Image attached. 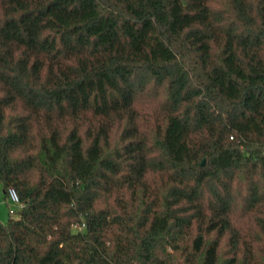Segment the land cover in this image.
Listing matches in <instances>:
<instances>
[{"label": "trees", "instance_id": "16d2710c", "mask_svg": "<svg viewBox=\"0 0 264 264\" xmlns=\"http://www.w3.org/2000/svg\"><path fill=\"white\" fill-rule=\"evenodd\" d=\"M9 188L0 264H264V0H0Z\"/></svg>", "mask_w": 264, "mask_h": 264}, {"label": "rangeland", "instance_id": "374dc122", "mask_svg": "<svg viewBox=\"0 0 264 264\" xmlns=\"http://www.w3.org/2000/svg\"><path fill=\"white\" fill-rule=\"evenodd\" d=\"M9 208H13L14 213H12V216L18 217L19 216V204H12L8 201V199H4L3 191L0 190V221L2 223L6 222V219L9 215Z\"/></svg>", "mask_w": 264, "mask_h": 264}, {"label": "built area", "instance_id": "2783aa9c", "mask_svg": "<svg viewBox=\"0 0 264 264\" xmlns=\"http://www.w3.org/2000/svg\"><path fill=\"white\" fill-rule=\"evenodd\" d=\"M7 199L9 202H11L14 205L19 204V207H20V203H19L17 193L12 188L8 189V198ZM14 210L15 209H13V208H9L10 213H14Z\"/></svg>", "mask_w": 264, "mask_h": 264}, {"label": "water", "instance_id": "95a60500", "mask_svg": "<svg viewBox=\"0 0 264 264\" xmlns=\"http://www.w3.org/2000/svg\"><path fill=\"white\" fill-rule=\"evenodd\" d=\"M205 159H203L202 164H204Z\"/></svg>", "mask_w": 264, "mask_h": 264}]
</instances>
